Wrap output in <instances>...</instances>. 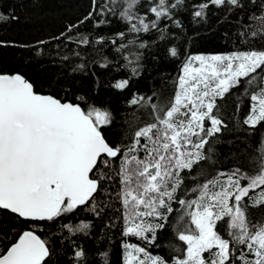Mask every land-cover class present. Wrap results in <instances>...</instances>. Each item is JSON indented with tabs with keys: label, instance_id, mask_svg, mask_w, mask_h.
<instances>
[{
	"label": "snow or ice",
	"instance_id": "obj_1",
	"mask_svg": "<svg viewBox=\"0 0 264 264\" xmlns=\"http://www.w3.org/2000/svg\"><path fill=\"white\" fill-rule=\"evenodd\" d=\"M184 4L185 0H106L99 4L92 0L97 16L118 14L126 22L127 32L116 34L121 41L115 49L119 53L130 46L147 47L138 39L124 43L129 33L156 30L165 39L162 21L172 20L181 27L173 16ZM142 5H146L144 12ZM210 5L228 6L229 10L242 7L240 0H207L194 5V18H203ZM5 18L0 13V20ZM92 18L89 12L80 23ZM104 23L97 19L96 26ZM77 27L70 25L67 31ZM250 35L264 40L256 30ZM67 39L72 41L71 36ZM107 41L117 44L115 38L100 36L90 41L83 34L76 42L88 46ZM169 53L178 56L175 47ZM123 58L132 75H138L139 55ZM107 66L105 58L101 67ZM242 83L241 92L233 93ZM129 85V79H122L113 87L124 90ZM229 94L237 109L244 98L249 100L245 125L252 129L264 126V44L227 54L188 57L167 104L133 94L129 105L150 109L148 121L142 126L130 124L131 131L119 143L110 142L106 135L114 119L110 110L89 104L84 96L73 103L42 94L24 75L0 71V210L29 223L28 230L0 251V264H50L53 249L37 234L36 226L82 206L99 216L103 207L96 200L104 183L118 185L115 197L121 205L116 209L122 219L121 235L144 242V246L124 243L125 264H168L162 256L152 255L147 245L155 244L157 233L174 210L179 214L173 230L185 247L174 249L178 255L172 264H264V220L249 218L247 199L262 189L251 199L253 207L264 208V164L253 174L236 168L211 175L205 167L212 161L213 138L227 127L221 108ZM225 220L226 231L221 234L217 223ZM61 227L71 234L87 235L92 225L81 221ZM100 255L103 264H108V254ZM74 257L76 264H82L85 251L78 247Z\"/></svg>",
	"mask_w": 264,
	"mask_h": 264
},
{
	"label": "trees",
	"instance_id": "obj_2",
	"mask_svg": "<svg viewBox=\"0 0 264 264\" xmlns=\"http://www.w3.org/2000/svg\"><path fill=\"white\" fill-rule=\"evenodd\" d=\"M104 2L106 0H98V4ZM201 2L207 0H185L184 6L174 11L173 18L181 27L172 20L161 22L160 27H166L165 39H160L156 30L129 33L124 43L138 39L147 47L130 46L119 53L115 49L121 41L116 34L127 32L126 22L118 14L97 16L92 0H0V13L6 17L0 20V71L24 75L37 92L73 103H78L77 98L84 96L89 104L110 110L114 119L112 125L106 127V135L110 142L119 143L131 131L130 124L136 122V126H142L148 121L146 113L150 109L129 105L133 94L152 97L153 103L167 104L188 57L227 54L264 44L260 36L253 38L250 35L253 30L264 35V0H240L242 7L232 10L228 6L210 5L203 18H194L193 13L197 10L194 5ZM140 10L146 11V5ZM89 12H93V18L81 24ZM97 19H104L106 23L96 26ZM73 24L78 27L68 32V27ZM244 33L247 35L242 36ZM81 34L87 35L90 41L100 36L115 38L117 44L107 41L79 45L76 41ZM69 36L72 41L67 39ZM173 47L178 51L176 57L169 53ZM137 55L139 74L134 76L125 66L127 61L123 57L135 59ZM105 58L108 66L101 67ZM80 64L84 67L79 68ZM122 79L130 80L129 87L124 90L114 88L113 85ZM242 88L243 83L241 88L233 89V93H240ZM248 112L247 98L237 109L234 96L225 97L221 116L227 127L213 138L212 161L205 165L211 175L236 168L253 174L264 164V126L252 129L245 125L243 120ZM117 188V184L102 185L96 200L103 207L99 216L89 211L88 206H82L56 221L36 226L37 234L53 249L50 264H76L74 252L78 247L85 251L82 264H103L100 254L104 252L108 254V264H125V242L144 246V242L136 238L121 235V214L116 211L121 208L115 197ZM261 190H254L247 198L248 214L253 222L264 220V208L253 207L251 199L258 197ZM109 192L111 197L107 195ZM105 204L110 207H104ZM173 207L178 209V205ZM178 214L174 210L165 227L157 233L155 244L147 245L152 255L162 256L168 264H172L178 255L174 249L185 247L173 230ZM81 221L92 225L87 235L71 234L61 227L64 224L75 226ZM217 228L224 234L226 220L218 222ZM28 229V222L7 210H0V251L9 247L20 232Z\"/></svg>",
	"mask_w": 264,
	"mask_h": 264
},
{
	"label": "water",
	"instance_id": "obj_3",
	"mask_svg": "<svg viewBox=\"0 0 264 264\" xmlns=\"http://www.w3.org/2000/svg\"><path fill=\"white\" fill-rule=\"evenodd\" d=\"M14 74V73H13ZM26 78V77H25ZM42 94H46V95H51V94H48V93H42ZM68 102H70V101H68Z\"/></svg>",
	"mask_w": 264,
	"mask_h": 264
},
{
	"label": "rangeland",
	"instance_id": "obj_4",
	"mask_svg": "<svg viewBox=\"0 0 264 264\" xmlns=\"http://www.w3.org/2000/svg\"><path fill=\"white\" fill-rule=\"evenodd\" d=\"M202 55V54H201ZM207 55V54H206ZM208 55H212V54H208Z\"/></svg>",
	"mask_w": 264,
	"mask_h": 264
}]
</instances>
